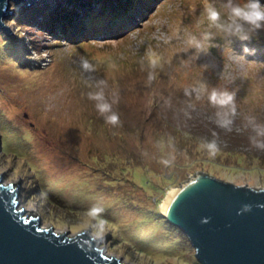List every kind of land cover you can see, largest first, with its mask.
<instances>
[{"label": "rangeland", "instance_id": "rangeland-1", "mask_svg": "<svg viewBox=\"0 0 264 264\" xmlns=\"http://www.w3.org/2000/svg\"><path fill=\"white\" fill-rule=\"evenodd\" d=\"M15 2L1 17L10 31L0 28V176L20 183L19 208L42 217V227L95 236L87 211L98 205L107 255L199 264L161 206L195 170L264 188V149L244 127L249 115L264 124V30L249 41L217 32L203 14L206 0ZM204 32L213 38L195 53L187 37ZM150 56L159 57L155 69ZM99 81L109 100L118 94L117 126L88 98ZM201 83L235 92L230 131L216 124L206 94L196 99ZM212 140L214 156L200 147Z\"/></svg>", "mask_w": 264, "mask_h": 264}, {"label": "water", "instance_id": "water-1", "mask_svg": "<svg viewBox=\"0 0 264 264\" xmlns=\"http://www.w3.org/2000/svg\"><path fill=\"white\" fill-rule=\"evenodd\" d=\"M7 5L0 0V28L8 33L1 21L12 12ZM188 175L166 193L161 213L188 239L198 263L264 264V188L236 185L206 171ZM19 184H4L0 176V264H126L107 255L90 229L69 236L42 227V217L19 208Z\"/></svg>", "mask_w": 264, "mask_h": 264}, {"label": "clouds", "instance_id": "clouds-1", "mask_svg": "<svg viewBox=\"0 0 264 264\" xmlns=\"http://www.w3.org/2000/svg\"><path fill=\"white\" fill-rule=\"evenodd\" d=\"M203 14L210 28H214L219 33L236 37L240 41H249L258 31L264 30V4L261 3V0H221L219 4L216 0H206ZM212 38V32H204L199 37L189 34L187 37L188 48L194 49L195 53L207 51L208 42ZM244 51H248V49L245 48ZM158 63L159 57H149V64L152 69H155ZM91 67L87 61L82 62V68L85 71L91 70ZM154 78V71L150 72L148 81L151 82ZM104 87L105 82L99 81L96 84L97 91L89 92L88 98L94 101L97 112L104 117L106 123L117 126L120 123V118L118 113L113 110V105L118 103L119 97L117 93H113L111 100H109L105 95ZM192 91L196 93L197 100L205 94L207 95L208 102L217 108L215 113L216 124L230 131L233 117L236 115L235 92L215 88L209 92L205 83H201L199 87H194ZM185 94H188L187 89ZM245 121L244 127L250 128L253 133L249 136V142L257 149H264V124L258 123L252 115L246 116ZM200 147L213 156L218 150L215 140L203 141ZM162 162L168 164L170 161L163 160ZM103 211L104 208L98 205H93L87 211V216L91 221H94L91 226L95 229V236L97 237L102 236L105 230V221L101 216Z\"/></svg>", "mask_w": 264, "mask_h": 264}, {"label": "trees", "instance_id": "trees-1", "mask_svg": "<svg viewBox=\"0 0 264 264\" xmlns=\"http://www.w3.org/2000/svg\"><path fill=\"white\" fill-rule=\"evenodd\" d=\"M35 13H36V10L34 9V13H33V14H35ZM28 14H29V12H28ZM56 17H57V18H61V19H58V21H60V20L62 21V19L65 18L64 15H61V16H60V15H56ZM225 151H226V150H225ZM164 178H166V177H164ZM166 179H167V178H166ZM151 186H153V185H151ZM157 217L160 218V219H163V217H159V216H157ZM168 225H170V224H168ZM167 245L170 246V245H171V242H169Z\"/></svg>", "mask_w": 264, "mask_h": 264}, {"label": "bare ground", "instance_id": "bare-ground-1", "mask_svg": "<svg viewBox=\"0 0 264 264\" xmlns=\"http://www.w3.org/2000/svg\"><path fill=\"white\" fill-rule=\"evenodd\" d=\"M173 189H174V188H172L171 191H172ZM171 191H170V192H171ZM170 192H169V193H170ZM163 202H164V201H163ZM162 204H163V203H162Z\"/></svg>", "mask_w": 264, "mask_h": 264}]
</instances>
